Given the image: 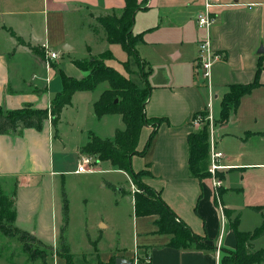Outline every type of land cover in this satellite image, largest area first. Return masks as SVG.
Masks as SVG:
<instances>
[{
  "label": "crops",
  "instance_id": "1",
  "mask_svg": "<svg viewBox=\"0 0 264 264\" xmlns=\"http://www.w3.org/2000/svg\"><path fill=\"white\" fill-rule=\"evenodd\" d=\"M143 1L137 0V3L144 5ZM213 1L218 5L211 8L215 21L210 26L209 42L219 58L213 61L209 78L197 73L198 42L205 34L197 28L196 15L204 0H147L146 8L136 9L134 13L133 34H142V39L136 44L137 51L140 52V45L164 46L157 51L156 58L163 64L162 80L157 74L148 73L151 91L144 103L146 118L163 120L158 124L147 151L143 155H133L130 165L135 172L145 170L141 180L161 197L178 220L213 247L186 249L171 246L172 235L157 231L155 221L158 215H141L135 217L136 228V221L140 220L141 230L134 234L132 251L144 250L148 264H219L220 248L233 250L237 243L230 217L239 214L238 230L242 232L251 231L262 223L264 203L252 204L247 200L249 194L241 181L244 178L242 174L238 185L231 183L228 170L235 168L236 164H231L229 159L225 162L229 168L220 173L223 182L217 191L218 196L204 178L199 179L189 173L187 140L195 130L192 122L194 113L207 108L213 111L214 101H219L231 84L256 81L257 87L241 99L256 94L264 102V0ZM125 4L126 0H0V106L8 110L24 105L48 108L51 100L62 90V75L77 80L88 74L76 62L110 52L113 44H117L108 42L101 19L112 14L120 16ZM77 33L84 34L83 55H79L82 53L75 45ZM49 50L56 51L58 57L49 58ZM185 50L189 63L193 64L194 75L175 67L176 60ZM64 56L67 58L63 59ZM141 59L146 62L144 57ZM122 66L115 69L122 73L123 62ZM97 86H100L99 94L91 97ZM107 87L108 82L103 81L92 90L75 91L70 103L63 106L56 135L49 118L43 121L40 129L19 127L15 132L0 134V189L5 195L14 194L13 225L33 235L40 245L57 247L63 224L61 209L67 199L64 241L72 257L74 245L83 242L86 247L83 255L96 258L97 264L118 256L127 260L129 256L125 255L126 248L116 241L115 223H110L101 212L95 215L88 212L86 188L80 186L76 189L75 195L82 203L75 209L72 198L65 197V183L61 176L66 172L78 176L101 174L97 178L99 192L111 197L113 207L128 197L134 209L128 185L131 180L126 172L107 161H96L91 172H76L77 160L82 154L79 148L89 140L90 129H84V136L79 134L72 143L74 169H60L54 155L59 157L67 148L61 132V119L64 112L72 107V99L77 96L85 98L87 115L92 120L97 119L92 105ZM109 116H115L114 122L122 123L118 114L103 115L97 120L102 121ZM123 127H115L108 136L102 133L98 136L112 138L114 132ZM151 130L150 124L142 127L137 150L144 147ZM259 133L264 134V128L257 130ZM252 165L246 164V167ZM111 172L121 174L127 185L111 178ZM111 184L118 190H113ZM116 192L121 197L116 196ZM246 207L257 215L254 216L255 223H258L253 224L255 227H243L242 209ZM254 207L262 209L256 211ZM225 209L230 212L229 220L224 214ZM77 218L81 224L78 235L72 227ZM107 234L112 237V242L102 259L100 250ZM262 239L264 234L252 240L251 249H263ZM251 264H264V261Z\"/></svg>",
  "mask_w": 264,
  "mask_h": 264
},
{
  "label": "trees",
  "instance_id": "2",
  "mask_svg": "<svg viewBox=\"0 0 264 264\" xmlns=\"http://www.w3.org/2000/svg\"><path fill=\"white\" fill-rule=\"evenodd\" d=\"M143 2L144 5H141V3H137V0H126L125 7L120 13V16L112 14L101 20L107 32L108 42L122 45L127 56L139 62H143L144 60L139 56L136 44L142 39V34H133L132 26L135 10L146 8L145 4L147 0ZM18 40L22 42L21 38H18ZM31 48L36 49L34 47ZM111 56V53L106 51V53L98 57H91L89 60L76 62L82 69L87 70L88 74L84 78L77 80L62 75V90L51 100L48 108H32L29 105H24L18 109L8 110L0 106V134L15 132L19 127L40 129L43 125V121L49 118L54 126V135H56L60 113L63 106L70 103L73 93L77 90H92L99 82H108L107 89L103 90L98 99L93 102L92 106L94 113L97 118L108 114H119L121 120L124 122V128L122 130H116L112 138H101L96 134L90 133L88 136L89 140L79 148L80 152L88 151L92 155L95 154L97 155L98 161L108 160L110 165L126 172L129 179L142 188V194L134 198V210L136 215L157 214L158 218L155 221L158 228L157 231L172 235L170 242L171 246L173 245L178 248L186 249L188 247L196 249H213L211 245L204 242L203 238L194 234L188 225L178 220L173 211L163 202L161 197L141 180L142 174L146 171L141 170L140 172H135L130 165L133 155H143L147 151L154 137L156 128L163 119L156 117L148 119L145 115L144 103L151 91L147 81L150 69L147 68L146 71H141L140 75L145 85L142 93L127 75L123 72H119L105 61L106 58H110ZM123 65L125 68L128 65V61H124ZM142 66L144 67V64ZM227 87V91L219 100L220 108L218 110L217 120H220L221 123H226L228 121L230 111H235L237 109L240 98L257 87V82L231 84ZM204 111L205 110L199 112ZM198 113H194L192 118ZM148 124H150L152 130L144 147L137 150L140 130ZM208 138L209 133L206 128H202L199 133L193 131L188 135L189 152L187 163L189 166V173L199 179L210 176L207 169V156L209 151ZM220 173L221 172H218L217 176L223 178ZM110 186L113 190H118L116 186L112 184ZM13 198V193L11 195H5L0 189V231L4 235L11 237L26 235L34 242H37L33 235L24 230L17 229L13 225L15 218ZM216 201L217 198L215 197V203ZM261 209L262 208L254 207L256 211H261ZM61 213L63 214V224L60 227L58 242L62 253L61 257L66 260L67 264H74L69 247L66 245L63 238L68 218L67 199L63 201ZM226 213H228L226 218L229 220L230 212L225 209L224 214L226 215ZM261 217L262 223L258 227L251 231L242 232L238 230L239 214L235 215L230 226L233 228L235 237L237 238L236 247L233 250L220 248L221 256L219 264H251L264 261V248L261 250L251 249L252 240L262 237L264 234V212H262ZM7 218L12 224L11 229H13V231L10 228H4L3 221ZM39 256H41V254H39ZM131 263L132 261L128 264ZM98 264H115V257L111 258L109 262L99 261Z\"/></svg>",
  "mask_w": 264,
  "mask_h": 264
},
{
  "label": "rangeland",
  "instance_id": "3",
  "mask_svg": "<svg viewBox=\"0 0 264 264\" xmlns=\"http://www.w3.org/2000/svg\"><path fill=\"white\" fill-rule=\"evenodd\" d=\"M76 38L77 42L75 45L79 53H82L79 55H83L85 51L83 47V41L85 39L84 34L77 33ZM163 47V45L154 47L140 45V48H138L140 52H138L142 58L144 57L147 62L146 64L145 61L139 62L138 60H134L132 57H128L122 45L113 44L110 51L112 56L110 58H106L105 61L111 66H114V68L121 69L123 67L122 62L127 60L128 65L124 68V72L122 69V72L127 75L129 79H131L138 87V90L143 93L145 85L143 78L140 75L142 70L146 71V69L149 68V73L157 74V77L159 76V78L162 80L161 73L163 72V64L159 62V59L156 58L158 56L157 51L163 49ZM187 52H189L188 49ZM66 58V56L63 57V59ZM176 62L177 63L175 64V67L177 69H185L192 75L195 74L193 64L189 63L188 61L186 50L181 58H178ZM143 64L144 67L142 66ZM99 87L100 86H97L92 91L90 94L91 97L97 96V94H99ZM257 96L258 98L256 97V94L253 96L243 97V99L240 98L236 112L233 113L234 111H230L226 124L221 123L220 120H217L218 110L220 108L218 100L214 101L215 103L213 104V111H210V109L207 108L204 112H199L193 117V120L198 121V124H194L195 132L199 133L202 128L207 129V132L209 133L208 145L212 135L215 136L216 147L224 154L219 162L225 164L226 160L229 159L231 164H236L234 166L235 168L228 170L229 173L231 172L228 177H230V181L233 183V185H238L237 183H239V180L241 179L240 174L243 175L244 178L241 181L249 194V196L246 198L252 202V204L264 203V134H257V130L264 128V102L259 100V95ZM85 106V98H79V96L74 97L72 99V107H69L62 116L61 121L63 124L61 127V132L62 136L65 137L67 148L63 154L59 155V157L56 154L54 155L55 160L58 159L57 164H59L58 166H60V169H74L75 155L73 152H71V147L73 141L79 138V134L84 136V133H86L85 130L90 129L92 131L90 133L97 134V136L101 133L104 134V136H108L113 133V129L115 127H117L115 129H118L119 127L122 128L124 125L123 120L121 124L114 122L115 116H109L108 118L106 117V119L104 118L102 121H98V118H93L92 120L87 115ZM222 124H224L222 127H218ZM80 130H83V132H80ZM249 132H255V134H249ZM82 153L91 155L93 156L95 162L98 161L97 155H92L88 151ZM102 161H107L109 163L108 160ZM208 162L209 151L207 156V163ZM246 164L253 165L246 167ZM94 165L95 163L92 164L93 169L96 167ZM100 175L101 174L95 173L93 175L78 176L66 172L61 176L65 183V197L67 196L68 198H72L73 207L77 209L82 201L76 197V189L80 186L85 187L87 190L86 192L88 193V199L86 200L88 212H91L92 215H95L96 212H101L105 215L110 223H115V226L117 227L116 232L114 231V233L117 235L116 241L120 243V246H124L126 248L125 255L129 256L127 260H131V264H147L148 259L147 255L144 253V250H135L134 252L132 251L134 243L133 237L136 231L141 230V222L140 220L136 221L138 224L136 228L135 217L138 216L131 206L130 198L126 197L123 202H121L116 207H113L114 204L111 197L99 192L100 188L97 178L100 177ZM109 176L115 180L123 181V185H127L128 183L127 180H124L123 176L117 172H111ZM204 179L209 185H211V187H213L211 177H206ZM128 185L129 193L133 195V200L135 197H137V195L142 194V188L138 184L133 183L132 181L130 183L129 181ZM117 193L118 192H116V196L121 197V194ZM234 197L238 198L236 195H234ZM127 198L129 200H127ZM241 202L243 203L242 200ZM227 214L228 213H226V217ZM242 215V220L244 221L243 227H255L256 225L253 224L258 225V223H255L254 221V216L257 215H255V213H253L247 207L242 209ZM233 217L234 216L230 217L231 220ZM78 220L79 219L77 218L72 225V227L76 229V235H78L79 230H81V224ZM255 220L258 222L257 218ZM3 222L4 228H12V224L8 218ZM11 230L13 231V229ZM76 239L78 240L79 237L76 236ZM111 240L112 237L109 234H107L103 240L104 243L101 245L102 249L100 250V256L102 259L104 258L102 255L104 254L107 246L112 242ZM84 246L85 244H83V242L74 245L73 263L97 264L96 258L83 255V253H86V247L84 248ZM39 254H41V256H39ZM61 254L62 253L60 251L59 243L57 247H46L34 242L26 235H22L21 237H19V235L11 237L4 235L0 231V264H65V260L60 258Z\"/></svg>",
  "mask_w": 264,
  "mask_h": 264
},
{
  "label": "built area",
  "instance_id": "4",
  "mask_svg": "<svg viewBox=\"0 0 264 264\" xmlns=\"http://www.w3.org/2000/svg\"><path fill=\"white\" fill-rule=\"evenodd\" d=\"M215 5H218L213 0H204L203 7L200 11L197 12L196 15V22L197 28L201 29L205 36L202 40L198 43V53H197V64H198V71L197 73L201 74L202 77L209 78L210 73L209 70L213 61L218 57V55L213 51L209 42V30L211 24L215 21V15L211 11V8ZM43 48H46V45H43ZM47 55L49 58H56L58 57V53L56 51H47ZM193 124H198L197 120L192 119ZM209 148V167L208 172L210 177L212 178V185L214 188L215 194L218 196V188L222 184V179L217 176L218 172H223L224 170L228 169L229 166L222 164L219 160L224 156L223 152L217 149L216 147V140L211 137V140L208 145ZM94 158L91 155L82 153L77 160V173L80 172H91L93 171L92 164H94ZM219 249V248H218ZM217 249V252H218Z\"/></svg>",
  "mask_w": 264,
  "mask_h": 264
},
{
  "label": "water",
  "instance_id": "5",
  "mask_svg": "<svg viewBox=\"0 0 264 264\" xmlns=\"http://www.w3.org/2000/svg\"><path fill=\"white\" fill-rule=\"evenodd\" d=\"M131 262V260H126V259H124V258H121V257H117L116 259H115V264H128V263H130Z\"/></svg>",
  "mask_w": 264,
  "mask_h": 264
}]
</instances>
